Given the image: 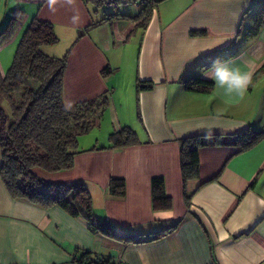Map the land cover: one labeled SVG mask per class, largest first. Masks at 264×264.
<instances>
[{
    "label": "crops",
    "instance_id": "0c3cea01",
    "mask_svg": "<svg viewBox=\"0 0 264 264\" xmlns=\"http://www.w3.org/2000/svg\"><path fill=\"white\" fill-rule=\"evenodd\" d=\"M16 1L22 15L14 37L33 8L32 17L54 24L58 41L43 51L67 53L65 107L108 96L106 142L78 146L71 170L42 177L83 182L96 217L137 241L93 234L58 206L14 199L0 177V264H78L83 251L110 264H264V137L242 151L201 147L198 175L185 182L179 146L188 136L264 130V74L252 80L264 63V26L247 33L264 0H153L145 22L143 3L116 0L106 10L123 17L91 28L83 0ZM221 66L250 75L242 95L218 84ZM192 78L213 87L186 89ZM138 82L153 85L137 90ZM123 126L139 143L108 147L109 134ZM154 176L164 179L168 209L152 208ZM111 178L125 181L124 195L110 192Z\"/></svg>",
    "mask_w": 264,
    "mask_h": 264
},
{
    "label": "trees",
    "instance_id": "16d2710c",
    "mask_svg": "<svg viewBox=\"0 0 264 264\" xmlns=\"http://www.w3.org/2000/svg\"><path fill=\"white\" fill-rule=\"evenodd\" d=\"M92 17L87 28L123 17L118 12H107L106 7L116 0H83ZM142 3V2H141ZM144 4L143 22L148 19L154 1ZM19 8H15L7 24L0 31V39L6 41L16 30L21 18ZM264 26V10L258 12L249 34L256 33ZM86 28V29H87ZM58 36L50 21L32 17L17 45L13 61L4 75L0 72V177L9 195L14 199H25L44 209L58 206L71 217H81L87 222L93 234L135 242L114 231L105 220L94 214L92 196L81 181L56 182L42 177L71 170L74 166V150L78 147L77 136L87 133L99 125L108 107L107 92L95 98L73 104L69 109L62 99V85L67 66V53L61 56L48 55L43 47L54 44ZM110 68L102 73L107 75ZM264 74V63L255 71L252 80ZM152 83L138 82L137 90L150 89ZM186 89L209 92L211 80L192 78L184 81ZM10 104L12 119L5 113L2 103ZM264 137V130L247 128L231 134H201L181 138L180 170L185 182L195 178L199 171V149L208 145H231L239 151L250 148ZM110 148L127 147L139 143L136 132L129 126L112 131L108 136ZM109 190L114 195H124L125 181L111 178ZM151 204L154 210L168 209L171 198L165 193L164 179H151ZM172 226L171 228H174ZM141 241V240H139ZM93 255V256H91ZM78 264H110L99 259L90 251L75 257Z\"/></svg>",
    "mask_w": 264,
    "mask_h": 264
},
{
    "label": "rangeland",
    "instance_id": "374dc122",
    "mask_svg": "<svg viewBox=\"0 0 264 264\" xmlns=\"http://www.w3.org/2000/svg\"><path fill=\"white\" fill-rule=\"evenodd\" d=\"M17 7H21V5L18 4L16 0H0V31L7 24L14 9ZM34 11H35L34 8L31 9V14H30L31 16H29L28 20H26V22L23 23L22 31L24 30V28L26 27V25L28 24L32 16L34 15L33 14ZM115 11L116 10H107V12H115ZM127 11H133V13H135L134 11L136 10H134V8H128ZM22 31L15 37L12 34V36L6 41H3L2 39H0V72L2 69L3 75L7 71V69L10 67L13 61V57H14L17 45L19 43V40L21 38ZM2 107L5 113L9 116V119L11 120L12 116H11V110H10L11 108H10L9 102L3 101ZM102 119L103 118H101L99 125H95L87 133L80 134L77 136L79 148L92 145L96 143L97 140L99 144H104L106 142V137L104 138V131H105L104 128H106L107 125H106V121ZM134 125L135 127H137V123H135Z\"/></svg>",
    "mask_w": 264,
    "mask_h": 264
},
{
    "label": "clouds",
    "instance_id": "9594fccd",
    "mask_svg": "<svg viewBox=\"0 0 264 264\" xmlns=\"http://www.w3.org/2000/svg\"><path fill=\"white\" fill-rule=\"evenodd\" d=\"M215 76L218 84L225 87L228 93L236 92L242 95L250 82L249 74L241 73L238 68L230 69L227 66L217 68Z\"/></svg>",
    "mask_w": 264,
    "mask_h": 264
},
{
    "label": "built area",
    "instance_id": "2783aa9c",
    "mask_svg": "<svg viewBox=\"0 0 264 264\" xmlns=\"http://www.w3.org/2000/svg\"><path fill=\"white\" fill-rule=\"evenodd\" d=\"M140 2H142V3H144V2H146L147 0H139Z\"/></svg>",
    "mask_w": 264,
    "mask_h": 264
}]
</instances>
